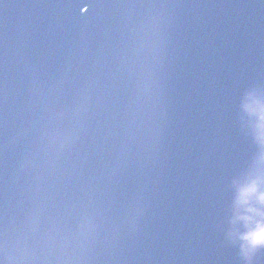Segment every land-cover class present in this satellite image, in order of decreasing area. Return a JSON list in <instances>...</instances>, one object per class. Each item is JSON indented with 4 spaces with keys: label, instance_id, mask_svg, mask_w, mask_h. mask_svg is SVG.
<instances>
[{
    "label": "water",
    "instance_id": "95a60500",
    "mask_svg": "<svg viewBox=\"0 0 264 264\" xmlns=\"http://www.w3.org/2000/svg\"><path fill=\"white\" fill-rule=\"evenodd\" d=\"M248 82L264 0H2L0 264H239Z\"/></svg>",
    "mask_w": 264,
    "mask_h": 264
},
{
    "label": "snow or ice",
    "instance_id": "6c2138e0",
    "mask_svg": "<svg viewBox=\"0 0 264 264\" xmlns=\"http://www.w3.org/2000/svg\"><path fill=\"white\" fill-rule=\"evenodd\" d=\"M2 2V0H0ZM8 7V5H4ZM90 8L93 5L90 4ZM150 94L151 88L145 86L144 89ZM244 103L242 104V111L248 118L245 122L246 127L249 128L247 135L252 140L254 147L249 151L247 162L243 171L246 178L255 179L259 182L261 189H264V121L261 120V113L253 110L249 105V97L255 99L264 106V82H248L243 88ZM70 139L66 138L63 143H68ZM262 207V214H264V205ZM40 219L39 216H32L27 222V230L30 233H36L39 230ZM87 230H92V222L88 221ZM234 233V232H233ZM47 241V238H45ZM233 246L239 248L238 259L239 264H264V234L258 242L251 246L241 248L238 243L232 242ZM4 250L7 251V241L5 240ZM259 258V260H257Z\"/></svg>",
    "mask_w": 264,
    "mask_h": 264
},
{
    "label": "clouds",
    "instance_id": "9594fccd",
    "mask_svg": "<svg viewBox=\"0 0 264 264\" xmlns=\"http://www.w3.org/2000/svg\"><path fill=\"white\" fill-rule=\"evenodd\" d=\"M250 107L261 113V120L264 121V106L255 99L249 97ZM252 195L255 198L256 205L255 215L252 218L251 224L247 227L241 239L244 241L242 248L253 245L258 242L261 235L264 234V214H262V205H264V189H261L260 184L255 179L246 178L242 185H238L237 196L234 201V206L240 202L242 196ZM234 224L235 221L233 220Z\"/></svg>",
    "mask_w": 264,
    "mask_h": 264
}]
</instances>
